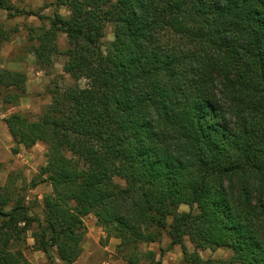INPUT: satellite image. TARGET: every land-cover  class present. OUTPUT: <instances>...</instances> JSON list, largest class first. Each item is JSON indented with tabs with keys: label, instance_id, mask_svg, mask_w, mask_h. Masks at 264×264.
Returning a JSON list of instances; mask_svg holds the SVG:
<instances>
[{
	"label": "trees",
	"instance_id": "16d2710c",
	"mask_svg": "<svg viewBox=\"0 0 264 264\" xmlns=\"http://www.w3.org/2000/svg\"><path fill=\"white\" fill-rule=\"evenodd\" d=\"M21 2L0 11L40 21L34 63L47 72L64 56L69 82L53 81L35 119L0 115L14 154L47 149L38 174L0 184V264H31L27 248L74 264L89 214L128 264H161L142 246L164 235L178 264H264V0ZM50 6L68 15H43ZM10 35L0 22V113L27 92L26 74L3 64ZM41 183L50 192L29 202ZM217 249L229 257L200 255Z\"/></svg>",
	"mask_w": 264,
	"mask_h": 264
},
{
	"label": "rangeland",
	"instance_id": "374dc122",
	"mask_svg": "<svg viewBox=\"0 0 264 264\" xmlns=\"http://www.w3.org/2000/svg\"><path fill=\"white\" fill-rule=\"evenodd\" d=\"M55 0H22L19 7L25 10L38 9L45 3L54 2ZM58 11L62 15H68L65 7L50 6L42 10L43 15H51ZM0 22L3 27L10 30V40L5 42L2 47V58L4 67L11 70H20L26 74V94L21 98L18 105L8 107L2 110L0 115L2 118L12 112H20L29 115L32 119L38 117L44 108L50 103L49 88L53 85V81L59 80L60 84L69 82V77L63 73L62 66L65 57L58 55L54 58L52 70L43 71L34 63V56L30 52V46L34 41L29 40V27H37L40 21L35 17L16 16L11 19L6 18V12L0 11ZM113 39L112 27L107 25L104 32L103 41ZM60 50L66 47V37L60 34L58 39ZM83 82L81 81V84ZM12 140L5 123L0 120V184H3L10 172H19L27 180L38 174L39 168L46 161V145L37 142L32 148H21L17 153L12 151ZM116 181L122 184L119 178ZM51 188L45 183H41L27 192V200L31 203H41L42 196L50 192ZM30 203V204H31ZM180 211H187L188 207L181 205ZM86 234L83 241V251L74 264H128L116 254L115 246L118 240L114 238L105 239L102 229L97 226L96 219L92 214L83 218ZM28 244H32V239L28 238ZM168 238L164 235L159 242L145 244L142 246L144 250H152L156 253V258L161 264H178L181 261L182 254L179 246L167 249ZM189 249L192 247L187 242ZM25 256L31 264H47L45 255L40 251L30 248L24 250ZM202 258H227L230 255L227 249H217L215 251H201ZM58 264V261L56 262ZM145 264V263H140Z\"/></svg>",
	"mask_w": 264,
	"mask_h": 264
},
{
	"label": "crops",
	"instance_id": "0c3cea01",
	"mask_svg": "<svg viewBox=\"0 0 264 264\" xmlns=\"http://www.w3.org/2000/svg\"><path fill=\"white\" fill-rule=\"evenodd\" d=\"M115 241H117V240L115 239Z\"/></svg>",
	"mask_w": 264,
	"mask_h": 264
}]
</instances>
